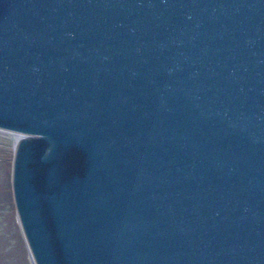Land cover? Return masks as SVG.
Returning a JSON list of instances; mask_svg holds the SVG:
<instances>
[{
    "label": "water",
    "instance_id": "obj_1",
    "mask_svg": "<svg viewBox=\"0 0 264 264\" xmlns=\"http://www.w3.org/2000/svg\"><path fill=\"white\" fill-rule=\"evenodd\" d=\"M0 131L33 264H264V0H0Z\"/></svg>",
    "mask_w": 264,
    "mask_h": 264
},
{
    "label": "rangeland",
    "instance_id": "obj_2",
    "mask_svg": "<svg viewBox=\"0 0 264 264\" xmlns=\"http://www.w3.org/2000/svg\"><path fill=\"white\" fill-rule=\"evenodd\" d=\"M16 137L0 131V264H33L18 224L11 192Z\"/></svg>",
    "mask_w": 264,
    "mask_h": 264
},
{
    "label": "bare ground",
    "instance_id": "obj_3",
    "mask_svg": "<svg viewBox=\"0 0 264 264\" xmlns=\"http://www.w3.org/2000/svg\"><path fill=\"white\" fill-rule=\"evenodd\" d=\"M4 132V131H3ZM9 134V133H8ZM14 135V134H13ZM15 137H16V143H17V141H18V139H19V136H17V135H14Z\"/></svg>",
    "mask_w": 264,
    "mask_h": 264
}]
</instances>
